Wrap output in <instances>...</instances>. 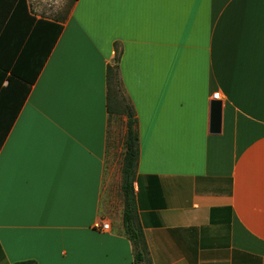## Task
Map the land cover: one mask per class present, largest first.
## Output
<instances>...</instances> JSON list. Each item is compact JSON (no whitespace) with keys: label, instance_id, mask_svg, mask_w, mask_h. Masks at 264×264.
Here are the masks:
<instances>
[{"label":"crops","instance_id":"crops-1","mask_svg":"<svg viewBox=\"0 0 264 264\" xmlns=\"http://www.w3.org/2000/svg\"><path fill=\"white\" fill-rule=\"evenodd\" d=\"M65 1L0 0V264H133L117 53L152 264H264V0ZM7 87L27 91L8 128Z\"/></svg>","mask_w":264,"mask_h":264},{"label":"trees","instance_id":"trees-1","mask_svg":"<svg viewBox=\"0 0 264 264\" xmlns=\"http://www.w3.org/2000/svg\"><path fill=\"white\" fill-rule=\"evenodd\" d=\"M10 2V0H8ZM19 1L24 9H27L26 0H11V2ZM77 0H71L74 3ZM9 2H7L9 4ZM19 6V7H21ZM53 27V41L56 42L59 33L61 31V26L55 23H48ZM121 54L117 53L114 65L109 66L107 69V87H108V109L109 113L120 112L124 115H131V118L127 120L126 133L124 139V155L122 163V180H121V191L123 196V226L124 233L127 239L132 245L133 251V264H152V261L149 257V251L147 243L145 240V235L142 230V227L139 222L136 201H135V192H134V181L136 176V171L138 168L139 158H140V145H139V131H138V121L135 116V112L130 105L127 97L124 93V88L122 85L120 77V63ZM10 72L9 76L13 78L20 79L21 81L24 78H19L18 70L14 71L13 69L6 70V74ZM9 79V77H7ZM12 80L9 81V85ZM35 82V78L30 80V84ZM7 94L10 96L11 102L7 104L5 123L7 128L12 125L14 118L18 115L21 105L24 103L27 91L21 89L19 91H14V89L8 87L5 89ZM20 99V105H18V100ZM17 264H37L35 261H26L20 262Z\"/></svg>","mask_w":264,"mask_h":264},{"label":"water","instance_id":"water-1","mask_svg":"<svg viewBox=\"0 0 264 264\" xmlns=\"http://www.w3.org/2000/svg\"><path fill=\"white\" fill-rule=\"evenodd\" d=\"M131 115H128V119ZM221 119H222V104L219 101H213L211 103V126L210 131L212 134H218L221 131Z\"/></svg>","mask_w":264,"mask_h":264},{"label":"rangeland","instance_id":"rangeland-1","mask_svg":"<svg viewBox=\"0 0 264 264\" xmlns=\"http://www.w3.org/2000/svg\"><path fill=\"white\" fill-rule=\"evenodd\" d=\"M71 3H72L71 0H66L65 3H64L65 4L64 6L65 7L66 6H70ZM123 123H124V121H117V124H115V125H117V132L116 133H119V135H118L119 137H122L123 133H124V125H123ZM120 183H121V181H116L114 184L116 185V189L119 192V196L122 198V194H121V190H120V185H121Z\"/></svg>","mask_w":264,"mask_h":264},{"label":"built area","instance_id":"built-area-1","mask_svg":"<svg viewBox=\"0 0 264 264\" xmlns=\"http://www.w3.org/2000/svg\"><path fill=\"white\" fill-rule=\"evenodd\" d=\"M219 96H220V94H215L214 97H215V99H219V98H218ZM102 228L105 229V230L109 229V224H103V225H102Z\"/></svg>","mask_w":264,"mask_h":264}]
</instances>
